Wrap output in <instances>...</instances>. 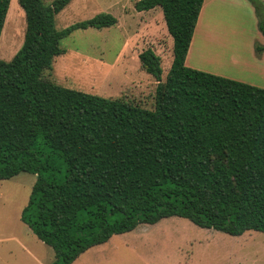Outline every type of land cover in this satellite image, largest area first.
I'll return each mask as SVG.
<instances>
[{
	"label": "trees",
	"instance_id": "obj_1",
	"mask_svg": "<svg viewBox=\"0 0 264 264\" xmlns=\"http://www.w3.org/2000/svg\"><path fill=\"white\" fill-rule=\"evenodd\" d=\"M72 1L18 0L24 41L0 58V180L37 176L21 220L53 249L51 264L171 216L233 236L264 233V88L186 65L204 0L135 3L161 7L174 42L165 79L153 48L139 54L157 81L151 108L44 78L75 30L118 21L102 12L58 29ZM250 1L264 35V2ZM10 2L0 0V37Z\"/></svg>",
	"mask_w": 264,
	"mask_h": 264
},
{
	"label": "rangeland",
	"instance_id": "obj_2",
	"mask_svg": "<svg viewBox=\"0 0 264 264\" xmlns=\"http://www.w3.org/2000/svg\"><path fill=\"white\" fill-rule=\"evenodd\" d=\"M137 1L73 0L56 16L58 29L102 12L113 14L118 21L111 27L75 30L62 42L67 52L54 59L44 78L105 97L125 96L153 107L157 81L142 69L139 54L153 48L161 56L165 79L173 60L174 42L161 7L139 12L135 8ZM231 17L234 24L230 26L234 29L224 30L227 33H223L227 35L224 43L202 38L199 24L189 64L214 74V68L222 69L224 74L264 88V50H255L264 46V35L260 31L257 36L244 12L234 11ZM203 18H210L208 8ZM245 21L247 31L241 32L238 28ZM25 29L24 10L18 0H11L0 37L1 59L10 60L18 52ZM232 54L248 64H234ZM240 70L243 77L236 75ZM36 178L35 174L22 172L0 180V264H51L55 260L53 249L21 220ZM73 264H264V233L250 230L233 236L171 216L115 234L108 242L90 248Z\"/></svg>",
	"mask_w": 264,
	"mask_h": 264
},
{
	"label": "crops",
	"instance_id": "obj_3",
	"mask_svg": "<svg viewBox=\"0 0 264 264\" xmlns=\"http://www.w3.org/2000/svg\"><path fill=\"white\" fill-rule=\"evenodd\" d=\"M206 8H208V12H209V15H210V18L208 20L203 18V13L205 12ZM234 11L244 12L245 14L248 15L249 21L250 22L252 21L254 29L256 28V34L258 36V34L260 32V30L258 31V29H259V27H258V17H257L256 11H255V8H254V6H253V4L251 3L250 0H204V4H203L202 10L200 12L198 23L196 25L195 32H194V35H193V38H192V42H191V45H190V48H189V51H188V54H187V57H186V65L187 66L193 67L192 65L189 64V58H190V54H191L192 47H193V44H194L193 43L194 39H195L194 37H195V34L197 32L199 24H200V28H201L200 32H201V37L202 38H214L218 42L221 41L222 43H224L223 41H225L227 39V35H224V34H227V33L224 30H226L227 28L234 29L233 27L230 26V25L234 24V22H233L234 18L231 17L232 13ZM246 25L247 24H246V21H245L241 26H239L238 30L241 31V32L244 30L246 32L247 31V26ZM209 34H211V35H209ZM226 43H229V42H226ZM235 44L236 43H232V46L233 47L235 46V47L239 48V46H236ZM250 44L252 45V43H250ZM240 45H241V43H240ZM260 53H262V52H260ZM230 58H231V61L234 64H237L238 62L242 63V64H248V61H246V60H242L241 61V58L237 54H236V56L232 54ZM203 59H204V57L202 58V60ZM214 60H217V58L214 59ZM211 61H213L212 58H211ZM208 70L210 71V68H208ZM213 70H214L215 74H218V75H221V76H225V77L227 76L228 77L230 75V74H228V75L224 74L222 69H215L214 68ZM234 74H236V73H234ZM236 75H238L240 77H243L241 75V70H240V73H238ZM229 77H231L233 79H236V80H239V81H242V78H239L237 76L230 75ZM242 82H245V81H242ZM100 245H102V244H100ZM96 246H98V245H96Z\"/></svg>",
	"mask_w": 264,
	"mask_h": 264
}]
</instances>
